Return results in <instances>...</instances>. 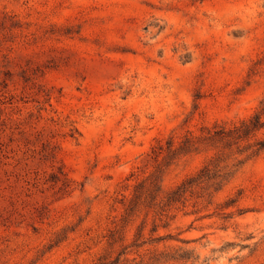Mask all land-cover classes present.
Masks as SVG:
<instances>
[{
    "label": "rangeland",
    "instance_id": "1",
    "mask_svg": "<svg viewBox=\"0 0 264 264\" xmlns=\"http://www.w3.org/2000/svg\"><path fill=\"white\" fill-rule=\"evenodd\" d=\"M262 102L264 0H0V264H264V149L167 153Z\"/></svg>",
    "mask_w": 264,
    "mask_h": 264
},
{
    "label": "trees",
    "instance_id": "2",
    "mask_svg": "<svg viewBox=\"0 0 264 264\" xmlns=\"http://www.w3.org/2000/svg\"><path fill=\"white\" fill-rule=\"evenodd\" d=\"M264 127V102L260 104L259 110L254 112L250 117L246 120H241L238 124H233L230 127H226L224 125H214L212 128H206L203 131L202 136H200L199 141L195 139L194 136L188 135L185 136L184 139L180 142V144L176 148H172V143L170 140L167 141V153L168 154H175L181 152H188L196 149V143L201 142L203 144H209L213 146L221 145V148H230L232 145H236L239 147V143L245 141V146L241 150H250L249 156H253L258 154L260 151L264 149V138L255 139L252 143L248 142L249 138L255 134L256 131ZM162 147H158L157 150H154L155 156H157L161 151ZM240 163V161H239ZM225 174L216 173L215 171L210 172V168L208 165H204L203 168L199 171V173L194 176L186 179L182 182L174 191L170 193L168 196V203L171 201L177 200L181 195L189 188L192 184H197L203 181H211V185H215V189L220 188L222 185V181L226 180ZM141 199V193H136L133 199V202L127 207L126 214L122 219L124 222L128 220V216L132 214L135 210L136 206L138 205ZM167 222L163 223L162 226L166 227ZM157 228V224L152 223L151 231H155ZM166 236H157L147 239H144L141 233V227L137 229L135 233V238L130 246L134 247L135 250L142 246L145 243L150 242H158L160 240L165 239ZM161 253V252H160ZM126 254V247H123L117 255L108 261H104L101 264H157L156 262L159 260V257L156 254H153L148 257L147 262H143L142 259L138 262H128L127 258L120 259L122 255ZM162 254V253H161ZM166 258V257H163ZM176 258V257H174ZM184 261L189 260V256L180 255V257ZM135 258H132L130 261H134ZM128 262V263H127ZM178 264V263H173ZM186 264V263H184ZM187 264H196L194 261H190Z\"/></svg>",
    "mask_w": 264,
    "mask_h": 264
}]
</instances>
